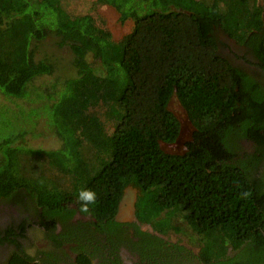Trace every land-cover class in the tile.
I'll list each match as a JSON object with an SVG mask.
<instances>
[{
    "label": "trees",
    "instance_id": "16d2710c",
    "mask_svg": "<svg viewBox=\"0 0 264 264\" xmlns=\"http://www.w3.org/2000/svg\"><path fill=\"white\" fill-rule=\"evenodd\" d=\"M64 4L0 0V95L17 102L41 95L60 105L63 119L49 125L60 143L56 150L28 147L24 131L0 140V199L25 195L44 215L71 217L79 212V191L91 189L98 203L83 214L92 219L84 230L102 232L120 226L115 218L132 187L137 218L161 233L182 232L172 216H161L182 211L201 240L205 264H264V175L255 169L264 161L258 0H96L114 8L121 23L133 22L120 43L93 16L71 15ZM226 38L246 49L255 71L228 58ZM47 45L66 52L76 73L62 84L60 99L53 93L58 85H35L60 69L53 55L42 53ZM83 82L89 86L81 92ZM104 88L115 91V100L102 120L89 110L97 99L91 91ZM173 99L192 126L181 153L164 149L182 136ZM242 139L254 143V156L239 157ZM243 244L241 255L227 256L229 245ZM82 249H74L75 264H93ZM30 261L17 253L9 264Z\"/></svg>",
    "mask_w": 264,
    "mask_h": 264
},
{
    "label": "flooded vegetation",
    "instance_id": "af4514ba",
    "mask_svg": "<svg viewBox=\"0 0 264 264\" xmlns=\"http://www.w3.org/2000/svg\"><path fill=\"white\" fill-rule=\"evenodd\" d=\"M258 3L264 8V0H258ZM226 39L225 53L228 58L247 71H255L256 68L246 64L245 59L251 60L246 49L233 40ZM229 41L242 52L238 49V54L230 56ZM240 145L243 148L239 152L241 159L256 154L253 142L242 139ZM255 169L258 170L257 173L264 175V161L259 164V168L255 166ZM71 208L76 207L72 205ZM43 213L25 195L0 199V264H9L17 253L30 257V262L34 264L37 260L39 264H75L78 253L74 249L81 247L92 254L93 264H205L200 258L201 247L197 249L185 242L172 241L169 239L172 231L161 233L151 224L139 221L136 206L134 215L138 221H118L117 213L115 221L120 226H106L102 232L90 226V230L85 231V224L92 219L79 212L71 217H50ZM50 223L55 225L47 229L45 225ZM39 236L46 239L47 247L50 245L48 250L36 244ZM60 243L62 246L57 247L56 244ZM245 245L236 250L229 245L227 256L235 258L241 255ZM30 251L33 255H29ZM49 254L51 255L48 256Z\"/></svg>",
    "mask_w": 264,
    "mask_h": 264
},
{
    "label": "rangeland",
    "instance_id": "374dc122",
    "mask_svg": "<svg viewBox=\"0 0 264 264\" xmlns=\"http://www.w3.org/2000/svg\"><path fill=\"white\" fill-rule=\"evenodd\" d=\"M95 1L96 0H65L64 6L71 15L78 16L89 14L93 16L99 26L104 27L111 32L115 42H122V40L132 31L133 22L129 20L124 24L121 23L119 21V14L114 8L95 4ZM69 21L70 20H68V22ZM229 43L231 44L228 51L230 56L233 53L235 55L238 54L239 48L236 49V46L232 42L229 41ZM41 51L42 53L53 55L54 59L59 62L60 69L53 76L36 80L35 85L41 87V89L48 86L50 87L52 84L58 85L55 87L53 93L57 99H60L61 94L64 91L63 88L65 87L62 84H64L65 80L72 78L76 74L73 68L69 66L70 57L66 52L59 51L49 45L44 46ZM239 51L242 52L240 49ZM233 57L236 58V56ZM88 86L89 85L83 82L77 89H81V92H83L84 88ZM91 93L97 99L89 112L90 114H95L104 120V111L108 107V102L115 100V91L113 89L104 88L95 93L94 91H91ZM47 101V99L45 100V98H41V95L37 96L34 98V101L30 102H17V100L7 99L5 96L0 95V140H4L8 136H13V132L17 135L18 132L24 131L26 134L23 138V143L28 147L41 150L58 149L60 143L57 137L54 136L49 125L63 121L56 110V106L60 109L61 107L60 105H57V103L56 106L53 107V103H47ZM53 101L56 102V99L54 98ZM170 109L181 121L182 136L177 143L164 145V149L168 152L181 153L184 150L185 143L191 138L192 126L185 111L178 105L176 99L171 101ZM5 130H7L6 133ZM177 207L181 209L179 206ZM181 213L182 211H177L174 208L162 212L161 216H172L173 224L182 228V232L180 233L172 231L169 235V239L172 241L188 243L191 247L198 249L201 240L188 227ZM36 244L47 250L50 248V245L47 247L46 239L43 236H39V239L36 240Z\"/></svg>",
    "mask_w": 264,
    "mask_h": 264
},
{
    "label": "water",
    "instance_id": "95a60500",
    "mask_svg": "<svg viewBox=\"0 0 264 264\" xmlns=\"http://www.w3.org/2000/svg\"><path fill=\"white\" fill-rule=\"evenodd\" d=\"M136 203V190L129 187L126 189L120 202L117 219L118 221H138L134 215Z\"/></svg>",
    "mask_w": 264,
    "mask_h": 264
},
{
    "label": "clouds",
    "instance_id": "9594fccd",
    "mask_svg": "<svg viewBox=\"0 0 264 264\" xmlns=\"http://www.w3.org/2000/svg\"><path fill=\"white\" fill-rule=\"evenodd\" d=\"M76 203L79 205V213L91 215L94 211V206L98 203V194L91 189H81L78 193ZM29 255H33V253L30 251ZM36 264H39L38 260Z\"/></svg>",
    "mask_w": 264,
    "mask_h": 264
}]
</instances>
